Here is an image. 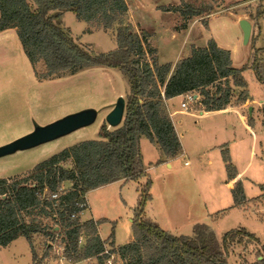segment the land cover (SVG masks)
Wrapping results in <instances>:
<instances>
[{"label": "trees", "instance_id": "16d2710c", "mask_svg": "<svg viewBox=\"0 0 264 264\" xmlns=\"http://www.w3.org/2000/svg\"><path fill=\"white\" fill-rule=\"evenodd\" d=\"M33 1L34 6L29 0H0V31L17 28L32 65L36 67L42 62L45 66V71L36 72L40 80L74 74L91 67L116 68L127 77L130 91L120 126L109 128L108 123L103 122L98 139L82 140L64 148L38 163L30 175L0 177V245L8 246L24 236L31 245L34 264H41L49 256L52 245L50 242L46 244V252L39 257L34 239L52 240L61 234L62 255L68 262L96 257L98 264H107L109 255L103 253L106 241L98 230L107 219L72 218V214L79 211L76 203L85 200L91 189L121 179L128 181L148 176L134 207V240L111 248L123 264H229L228 257L235 245L248 247L255 243L260 246L256 259L249 261L245 258L240 264H264V243L245 227L232 228L218 236L207 223H197L191 235H175L146 218L145 207L152 200V179L145 170L140 143L144 135L158 145L167 158L178 156L182 144L167 113L166 100L199 91L211 100L208 110L227 109L232 86L246 85V70L250 69L264 85V57L261 56L264 49L255 48L245 65L235 67L231 51L220 47L211 38L206 46L193 47L191 55L175 65L161 64L155 57V49H147L144 44L150 33L147 30L138 33L126 21L129 12L126 0ZM212 9L207 5L181 10L200 15L204 12L210 14ZM67 11L74 12L80 20L95 22L105 30L116 26L117 48L95 53L81 45L61 22ZM148 55H151V62ZM223 80L226 87L218 86L210 94L207 87ZM248 98V93H243L244 102ZM222 154L228 178L233 180L237 171L232 170L228 149H223ZM64 161L73 164L64 167L61 165ZM68 181L72 183L70 189L63 186ZM231 191L233 206L247 200L241 180L234 183ZM54 193L58 197L53 198ZM46 219L54 225H48ZM114 237L113 227L112 242ZM81 238H85L84 243L80 242Z\"/></svg>", "mask_w": 264, "mask_h": 264}, {"label": "rangeland", "instance_id": "374dc122", "mask_svg": "<svg viewBox=\"0 0 264 264\" xmlns=\"http://www.w3.org/2000/svg\"><path fill=\"white\" fill-rule=\"evenodd\" d=\"M29 1L34 6V1ZM126 2L129 7L126 21L130 22L138 33H141L142 30H147L150 33L147 39H144V44L147 49H155L157 58L160 50L161 58L164 61L174 60L176 55L183 56L185 54L184 56H186L189 53H185L183 49L185 45L187 49L189 47L192 50L193 47H196L194 42L202 46L211 38H218L222 42L232 45L237 63L241 62L247 54L250 59L255 48L264 49V0H126ZM207 5L213 8L210 14L204 12L200 15H193L181 10L184 8L189 11L191 8L198 9ZM259 14L260 16H258ZM240 18H247L253 24L251 41L248 44L243 42L244 34L240 26ZM61 22L64 27L71 30L73 37L90 51L109 52L118 46L116 26L105 30L95 22H83L72 11L65 12ZM170 37H174L175 40L168 42ZM237 37L240 38L238 42ZM261 56L264 57V50L261 52ZM147 59L151 62V55H148ZM115 70L121 77L116 86L123 93L121 96L125 97L127 101L130 90L129 81L121 70ZM37 71H45V66L42 62L38 63L36 67L32 65L19 39L17 28L12 27L0 31V145L31 132L35 122L41 124L44 117L40 113L37 115L38 110L45 108L50 103L54 108L57 107L59 103H55L60 98L65 102L68 98L61 96L65 89L79 91L83 87L88 92V90H92V83L95 79L93 75L84 73L67 79L40 80L36 76ZM244 78L245 86H232L233 91L226 108L241 110L246 122L255 133V140L253 134L251 135L245 130L236 116L219 114L230 111L228 109L217 111L218 114L215 115H206L209 117L203 119L185 116L186 124L183 128L186 133L184 137L182 136V144L187 151L185 159L189 161L190 165L185 166L184 159L176 160L172 176H158L150 193L155 197V206L161 212L160 209L163 205L159 199L161 200L165 190L163 183H167L172 178L174 179L170 191L172 197L176 195L178 198L179 194L187 195L189 199H195L199 209H204L206 205L209 210L215 209V207H224L223 211L227 214L223 216L222 220L215 221V227L211 226L218 236L232 228L245 227L254 232L264 243V85L255 78L251 70L244 72ZM231 83L232 80H230ZM218 86L224 89L226 87L225 80L217 82L214 86H208L207 89L211 94V91L214 92ZM88 93L90 94V92ZM193 93L198 96L197 102L193 101L190 105L192 107L189 109L197 114L203 113V111L207 114L210 111L208 109L211 107V100L199 91ZM243 93L249 95L246 102L243 100ZM74 98L72 96L71 100ZM89 102L90 100L78 97L71 108H76L75 110L79 111L88 108V105L83 107L82 104H89ZM69 104L71 105V101ZM243 104L246 105L242 106ZM51 106L46 107L47 111L44 110L42 113L48 112ZM250 107H253L252 112H250ZM166 110L169 114L167 107ZM103 115L101 113L93 124L68 135L28 150L0 157V177L21 178L30 175L38 163L64 148L80 140L98 139L99 128L103 122H106V117L102 118ZM230 121H235V123L233 122L237 126L235 131L224 128L225 122ZM109 128L115 127L109 126ZM175 129L177 132L176 126ZM226 141L229 142L230 147L220 145V148L228 149L232 156V170L236 171L243 169L248 164L251 145L255 141L254 150L257 155L253 154L244 177L247 192L251 198L238 206H245L244 210L229 205H233L232 191L230 193L224 181L216 180L221 174L222 176L226 173L228 175V170L223 154L220 155V152L217 151L211 152L210 146L216 148L213 145L215 142L224 143ZM209 159H211V164H209ZM260 161L263 162V166L260 165ZM72 164L71 161L61 163L64 167H71ZM194 168L196 169L193 172ZM187 171H191L189 173L192 174L193 181L181 179ZM131 184L126 187L125 195L128 197L127 203L130 205L128 210L133 213L131 207L137 183ZM63 186L70 189L72 183L68 181ZM136 196L139 195L136 194ZM111 205L113 206H110V215L114 216L113 223H106L103 226V233L107 235L115 226L116 239L122 243L132 234L131 227L128 225V215L119 212L116 202ZM220 215L222 216V214ZM82 218L84 220V217ZM218 218L219 215L216 219ZM46 221L49 223L48 225H54L50 219H46ZM182 232L192 233V229H184ZM61 239V234L52 240L44 237L34 239L39 257H42L46 252V244L50 242L52 245L49 256L44 258L41 264L70 263L62 255ZM84 241L85 238H82V243ZM259 248L257 243L250 244L248 247L235 245L228 257L229 264H240L245 258L249 261L255 260L256 251ZM0 264H34L27 239L20 237L10 246L0 245ZM84 264H98V262L96 257H93L84 259ZM114 264H123L119 255H115Z\"/></svg>", "mask_w": 264, "mask_h": 264}, {"label": "crops", "instance_id": "0c3cea01", "mask_svg": "<svg viewBox=\"0 0 264 264\" xmlns=\"http://www.w3.org/2000/svg\"><path fill=\"white\" fill-rule=\"evenodd\" d=\"M212 17V16H211ZM241 19V18H240ZM239 19V20H240ZM83 22H86L84 20H82ZM252 31H253V24H252ZM171 38V37H170ZM174 37H172L171 39H169L168 42H172ZM215 40L217 41L218 45L222 48H226L229 49L231 51V57H232V61H233V65L235 67H241L243 65H245L248 61L247 59H249V54H247L243 60H241V62L237 63L235 62V53L233 51V46L230 45L228 42H222L220 39L215 38ZM240 40V38L237 37V42ZM251 41V39H250ZM208 42V41H207ZM207 42L205 45L199 46L198 44H195L196 47H203L207 45ZM193 44V43H192ZM183 49L185 50V53H189L186 56H177L174 58V60H168V61H164L161 58V52L159 50L158 52V61L161 64L164 63H172L173 65H175L178 61H180L183 58L189 57L192 53L191 48L183 47ZM175 53V49L173 51ZM173 55V53H172ZM116 68H105V67H91V68H87L84 70H81L77 73L74 74H69V75H65L62 77H57V78H53V80L56 79H67V78H72L75 76H80L84 73H89V75H93L95 77L93 83H92V90L88 92H90V94L87 92L86 89H84L83 87H81V89L79 91H67V89H65L61 96H66L68 99L63 102L62 99L60 98L59 101L55 104L59 105L57 107L54 108L53 104H49L48 106L52 105L51 108L49 109L48 112H44L42 113L44 110L47 111L46 106L45 108L38 110L37 115L40 113L44 118L43 120H41V124H47L48 122L53 121L54 119H58V117H62L63 115L72 113L74 111H76V108H71L73 103H75V101L78 100V97L82 98L83 100H90L89 104H82V106H86L88 105V107H95L97 109H100V113H103V119L107 116V114L112 110L114 103L116 102V99L123 95V93L121 91L118 90L117 88V81H119L121 79L119 73L116 72L115 70ZM247 71H250V69H248ZM47 80H52V79H47ZM130 91V90H129ZM129 94V92H128ZM127 95V94H126ZM74 96V100H71V97ZM77 99V100H76ZM186 100V94L185 95H178L175 97H172L168 100H166V107L169 111V114L171 116V119L173 120L176 128H177V132L179 134V138L181 141V144L183 143L182 141V136L184 137L186 130H184V124H186L185 122V116H189V117H193L196 119H203L205 117H209L211 115H215L218 114L216 113L217 111H222V110H217V111H209L207 114L205 111H203V113L197 114L194 111L188 109L185 110L182 107V102ZM71 101V105L69 104ZM78 103V102H77ZM189 108H191L192 106H190V103L188 104ZM246 104H243L242 106H244ZM182 107V108H181ZM241 107V106H239ZM193 109V108H192ZM228 112H224V113H219V114H233L234 116H236L238 118V120L240 121V124H242V126L245 128V130L249 133V134H253V138L255 140V133L252 129V127L246 122L245 120V116L242 114L241 110L236 109V108H227ZM226 110V109H225ZM183 111H186L188 113H184ZM47 113V114H45ZM39 114V115H40ZM194 114V115H191ZM98 115V116H99ZM196 115V116H195ZM209 115V116H206ZM200 116V117H198ZM203 116V117H201ZM235 121H230V122H225V129H230V130H236L237 126L234 125ZM82 141V140H80ZM79 142V141H78ZM140 143H141V150H142V154H143V163L145 166V170L147 172V175H149V177L152 179V188L151 190L154 188V184L156 183V178L159 176H172L173 171L172 169L174 168V164L176 163V160H183L184 159V165L188 166L190 165V163H186L189 162L188 160H186V155H187V151L184 149V145L182 144V152L173 158H167L163 151L159 148L158 145H156L155 143L151 142L146 136H141L140 138ZM213 145H215L214 147L216 148H212V146H210L211 148V152H220V155L222 154V150L223 148H220L222 145H227L226 147L229 148L230 144L229 142H224V143H218L215 142ZM221 145V146H220ZM217 149V150H215ZM255 141L254 143L251 145V151H250V160L248 162V164L240 170H237V176L233 179V180H229L228 175L226 173L222 174L216 179L217 181L221 182L224 181L226 183V187L228 190H230L231 193V188L233 187L234 183L237 180H241L244 186V190L246 193V198H251V196L248 195L247 192V186H246V182L244 180L245 177V171L247 169V167L250 165L251 163V158L253 156V154H255ZM214 150V151H213ZM257 152V151H256ZM257 155V154H255ZM232 157V156H231ZM160 159H162L161 162H158ZM211 162V159H209V164ZM260 165L263 166V162L260 161ZM196 168L193 169V172ZM191 171H187L185 174V176L182 175L181 179H185L186 181H193L192 178V174L189 173ZM148 176H143L140 177L137 180H117L102 186H99L97 188L91 189L87 192L86 195V199H87V203H88V208L85 211L83 217L84 219H90L93 218L94 220H99V219H107V221L102 222L99 227V234L101 236V238L103 240L106 241V245L109 247H114L117 248L120 245H124L126 243H129L131 241L134 240V234H133V219H134V207L137 205L136 202H138L137 199H139V196L137 197L136 194L140 195V188L142 186L143 183H145L147 181ZM172 180L174 179H170V181H168L167 183H163V187H164V191H163V196H161V200L159 199V202L163 205L161 207V212L158 211V207L155 206L156 202H155V197L152 195V200H150L146 207H145V217L146 218H150L152 219L154 222H156L157 224H159L163 229L175 234V235H181V234H185V235H191L193 233L194 230V225L197 223H207L210 226L215 227L214 224L215 221H220L222 220L223 216L227 213H225L224 207L220 208V207H215V209L209 210V207L206 205V207L204 209H199L197 206V203L192 199H189L187 195H178V198L176 197V195L174 197H172L170 195V191L172 189ZM259 180V179H257ZM260 181V180H259ZM137 183V186L135 189V197L133 198V205L131 207V210L133 209V213H131L128 209L130 208V205L127 203V196L126 194V187L132 185L131 183ZM253 183H256V181H253ZM162 187V188H163ZM130 190V189H128ZM128 192V191H127ZM232 195V193H231ZM190 196V195H189ZM122 200V201H121ZM116 202L117 205V209L119 210V212L121 213H125L126 215H128L127 220H128V225L131 227V232L132 234L127 238L126 241H123L122 243L118 242V240L116 239V236L114 237V242H112V240L110 239V235L111 232H109L107 235H105L103 233V226L106 223L109 222H113V218L114 216L110 215V206L112 203L114 204ZM226 203V201H224ZM232 202H233V197H232ZM119 203V204H118ZM230 206H233L231 204H229ZM238 207V206H236ZM241 210L245 209V206L243 207H238ZM231 210V209H230ZM223 212V213H222ZM222 214V216L220 215ZM219 215V218L216 219V217ZM211 223V224H209ZM219 224V223H217ZM115 227V226H114ZM184 229L186 230H190L192 229V233H187V232H182ZM24 237V236H21ZM20 238V237H19ZM27 239V238H26ZM17 239H15L13 242H11L8 246L12 245V243H14ZM28 241V240H27ZM29 243V241H28ZM30 246V252L32 255V250H31V245L29 243ZM6 247V246H5ZM33 259V256H32ZM84 264V260L80 261ZM77 262V263H80ZM69 264H75V263H69Z\"/></svg>", "mask_w": 264, "mask_h": 264}, {"label": "water", "instance_id": "95a60500", "mask_svg": "<svg viewBox=\"0 0 264 264\" xmlns=\"http://www.w3.org/2000/svg\"><path fill=\"white\" fill-rule=\"evenodd\" d=\"M240 26L243 30V42L248 44L252 36V22L247 18L240 19ZM253 107H250L252 112ZM126 111V99L118 97L112 110L106 116V122L111 127H118L122 124ZM100 113V109L88 107L66 114L50 123H34V129L6 144L0 145V157L24 151L41 144L53 141L68 135L80 128L93 124Z\"/></svg>", "mask_w": 264, "mask_h": 264}, {"label": "built area", "instance_id": "2783aa9c", "mask_svg": "<svg viewBox=\"0 0 264 264\" xmlns=\"http://www.w3.org/2000/svg\"><path fill=\"white\" fill-rule=\"evenodd\" d=\"M197 97L198 96L196 94H194V93L186 94V100L182 102V107L185 110H188L189 109V105L188 104L190 103V105H191L193 101L197 102ZM186 163H188V162H186ZM52 197L56 198V197H58V194L54 193L52 195ZM76 204H77V206L79 208V211L73 213L72 214V218H76L77 216H82L83 217L85 211L88 208L87 199L85 198V200H83V201H78ZM80 242H82V238L80 239ZM103 253L109 255V258L107 260V264H114L115 254H113L111 252V247L105 245V250L103 251Z\"/></svg>", "mask_w": 264, "mask_h": 264}]
</instances>
